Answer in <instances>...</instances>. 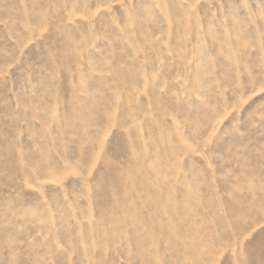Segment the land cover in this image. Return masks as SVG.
Here are the masks:
<instances>
[{"label":"rangeland","instance_id":"1","mask_svg":"<svg viewBox=\"0 0 264 264\" xmlns=\"http://www.w3.org/2000/svg\"><path fill=\"white\" fill-rule=\"evenodd\" d=\"M0 264H264V0H0Z\"/></svg>","mask_w":264,"mask_h":264}]
</instances>
